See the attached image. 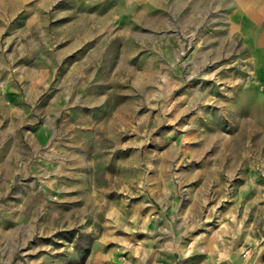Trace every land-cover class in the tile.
Instances as JSON below:
<instances>
[{"label": "rangeland", "instance_id": "374dc122", "mask_svg": "<svg viewBox=\"0 0 264 264\" xmlns=\"http://www.w3.org/2000/svg\"><path fill=\"white\" fill-rule=\"evenodd\" d=\"M208 1L0 0V264H264V82Z\"/></svg>", "mask_w": 264, "mask_h": 264}, {"label": "crops", "instance_id": "0c3cea01", "mask_svg": "<svg viewBox=\"0 0 264 264\" xmlns=\"http://www.w3.org/2000/svg\"><path fill=\"white\" fill-rule=\"evenodd\" d=\"M190 1L191 3H200V0H179V3L185 4ZM208 3L215 5L220 3L221 6H218L219 9L217 12L220 11L223 19L227 23L224 35L232 38L238 36L241 39L243 47L246 48L245 50L249 49L252 53L251 62L257 69V78L261 82H264V0H209ZM122 34L125 33L123 32ZM231 44L232 43H230V45ZM185 100L183 95H179L175 102L171 103L170 107L166 109L165 112L168 110L174 112L173 117L170 118L172 122L179 123L183 119V115L188 113L190 107L188 103H185ZM166 122L168 121L166 120L165 123ZM161 124L162 121L160 120L156 127ZM179 128L183 129L184 127L178 124L176 129L178 130ZM166 131V134L154 138L153 140L154 144L165 145L164 148L166 149L161 152V154L154 159L152 157L146 158L140 154L137 156L135 155V161L133 162L137 165L148 164L150 169H153L152 167L155 166L154 171L157 175L153 179L150 178L154 192L159 193L160 196H162V194L163 196H175V193H178L177 190H179V172L176 170L179 166V135L173 134V130ZM149 132H151V130H149ZM205 138L208 140L207 137ZM136 174L145 175V173L140 170H136ZM177 228H179V222L177 223ZM162 230L174 232L173 223L170 221L165 222V226L162 227ZM161 235L162 234L159 236ZM100 257L101 255L99 259ZM96 258L98 259V257Z\"/></svg>", "mask_w": 264, "mask_h": 264}, {"label": "bare ground", "instance_id": "6f19581e", "mask_svg": "<svg viewBox=\"0 0 264 264\" xmlns=\"http://www.w3.org/2000/svg\"><path fill=\"white\" fill-rule=\"evenodd\" d=\"M153 71H154V70H153ZM153 71H152V72H153ZM149 75H150V74H149ZM152 75H153V74H152ZM150 77H151V76H150ZM96 98H97V97H96ZM96 98H95V99H96ZM123 104L126 105L125 103H123ZM129 104H130V103H129ZM127 106H128V105H127ZM129 107H130V106H129ZM125 108H126V107H125ZM121 109H122V108H121ZM121 109H120V110H121ZM182 109H183V108H182ZM179 111H181V110H179ZM185 111H186V110H185ZM185 111H184V112H185ZM118 112H120V111L118 110ZM126 112H127V111H126ZM121 114H122V113H121ZM129 114H130V113H129ZM123 116H124V114H123ZM127 118H128V117H127ZM241 120H242V119H241ZM111 121H112V120H111ZM111 121H110V122H111ZM114 121H115V120H114ZM114 121H113V122H114ZM120 121H121V119H120ZM120 121H119V122H120ZM116 122H118V121H116ZM106 124H107V123H106ZM109 124H110V123H109ZM117 124H118V123H117ZM105 126H107V125H105ZM111 127H112V126H111ZM105 128H106V127H105ZM110 129H111V128H110ZM217 134H218V133H217ZM212 135H213V134H212ZM218 135H219V134H218ZM213 138H214V136H213ZM237 144H238V143H237ZM239 144H240V142H239ZM246 144H247V143H246ZM238 147H239V146H238ZM247 147H248V146H247ZM248 148H249V147H248ZM253 148H254V147H253ZM256 148H257V147H256ZM258 148H259V147H258ZM239 153H241V152H239ZM247 153H248V152H247ZM90 201H91V200H90Z\"/></svg>", "mask_w": 264, "mask_h": 264}]
</instances>
